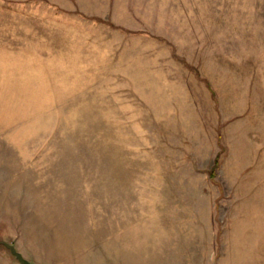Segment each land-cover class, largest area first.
Instances as JSON below:
<instances>
[{
	"label": "rangeland",
	"instance_id": "obj_1",
	"mask_svg": "<svg viewBox=\"0 0 264 264\" xmlns=\"http://www.w3.org/2000/svg\"><path fill=\"white\" fill-rule=\"evenodd\" d=\"M0 241L264 264V0H0Z\"/></svg>",
	"mask_w": 264,
	"mask_h": 264
},
{
	"label": "water",
	"instance_id": "obj_2",
	"mask_svg": "<svg viewBox=\"0 0 264 264\" xmlns=\"http://www.w3.org/2000/svg\"><path fill=\"white\" fill-rule=\"evenodd\" d=\"M0 244L3 245V246H5L7 249H9L10 252H11V254L16 258V260H17L20 264H34V263H31V262H29L28 260L24 259V258L21 256V254L18 253L12 245H10V244H8V243H6V242H4V241H0Z\"/></svg>",
	"mask_w": 264,
	"mask_h": 264
}]
</instances>
